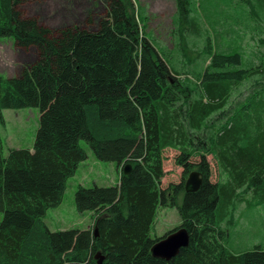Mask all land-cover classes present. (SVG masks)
Returning a JSON list of instances; mask_svg holds the SVG:
<instances>
[{"label":"trees","instance_id":"1","mask_svg":"<svg viewBox=\"0 0 264 264\" xmlns=\"http://www.w3.org/2000/svg\"><path fill=\"white\" fill-rule=\"evenodd\" d=\"M26 1L0 0V38L39 53L18 76L0 74V125L4 110L26 108L39 109L40 124L32 149L7 156L0 134V264H264V233L251 250L235 253L223 226L239 205L264 214V0H208L209 19L229 20V35L254 34L256 61L236 41L224 47L219 34L211 43L179 2L177 45L185 38L204 56V70L192 75L178 70L177 52L148 37L133 0H103L104 11L78 14L55 30L23 16ZM183 20L189 27L182 31ZM81 140L98 161L121 170L119 184L77 188L75 206L93 213V231L53 232L47 212L63 203L68 180L88 159ZM167 149L179 153L184 172L163 189ZM208 156L226 182H211ZM194 171L203 183L187 193ZM167 207L178 209V229L190 238L170 261L151 252L162 239L151 237L157 212Z\"/></svg>","mask_w":264,"mask_h":264},{"label":"rangeland","instance_id":"2","mask_svg":"<svg viewBox=\"0 0 264 264\" xmlns=\"http://www.w3.org/2000/svg\"><path fill=\"white\" fill-rule=\"evenodd\" d=\"M103 0H28L20 7L23 16L38 20L44 27L59 29L72 25L78 14L95 13L104 11ZM211 1V0H210ZM137 11H144L146 17V34L159 49L169 52H177L174 59L177 68L181 72L194 73L204 70V59L194 50L189 41L180 38L181 43L177 45L178 37L175 35L173 21L178 16L179 2L186 10L192 8V13L188 17H197L204 33V37H209L211 43L220 38V44L227 47L232 41H236L248 58L256 61L255 55L259 54L260 48L250 35L241 39L229 35V29L233 26L229 20L220 19L214 16L209 19L211 3L208 0H133ZM192 4V5H191ZM191 6V7H190ZM224 10L223 4H219V13ZM222 13V12H221ZM220 15V14H219ZM214 17V18H213ZM85 17H81L84 19ZM181 30L188 28L186 20L182 21ZM215 23V25H214ZM230 23V24H229ZM264 25V21H262ZM217 30L212 31L213 26ZM141 26L143 24L141 23ZM178 30V33H182ZM218 32V33H217ZM188 36V35H187ZM189 40V39H188ZM198 49L201 46L197 47ZM39 53L33 48L20 49L14 41L7 38H0V74L5 78L18 76L27 66L38 61ZM187 75L182 76L184 79ZM189 77V76H188ZM248 84L241 86L240 90L232 97V103L239 99L240 93H246ZM3 118L5 123L0 125V134L4 141V155H8L9 149H32L36 133L40 124V111L38 108H26L4 110ZM81 146L87 151L88 159L81 163L76 175L68 180L67 189L63 203L55 209L47 212L45 223L47 227L55 231L70 229L93 231L95 219L93 213L80 212L75 206V193L79 186L91 188L94 185L100 187L118 185L121 170L110 162L98 161L92 153L86 141L81 140ZM178 152L167 149L164 152L165 177L161 182L163 189L172 184H179L182 181L184 169L176 162ZM199 161L198 160H195ZM211 164V182L223 183L228 179V174L224 173L212 156H208ZM3 214L0 213V222ZM264 214L260 210H249L245 205H239L233 216L232 224L223 225L228 231L226 246L232 252H245L253 248L262 240ZM181 226V218L176 208H160L157 212L155 223L151 231L153 239L166 236L169 232Z\"/></svg>","mask_w":264,"mask_h":264},{"label":"water","instance_id":"3","mask_svg":"<svg viewBox=\"0 0 264 264\" xmlns=\"http://www.w3.org/2000/svg\"><path fill=\"white\" fill-rule=\"evenodd\" d=\"M131 172V166L123 169V174L128 175ZM203 179L197 171L192 172L185 184L187 193L197 192L202 186ZM98 235L97 230L94 233ZM190 242L189 234L184 228H180L158 241L152 248L151 252L155 258L170 261L177 257L180 250L188 247Z\"/></svg>","mask_w":264,"mask_h":264},{"label":"crops","instance_id":"4","mask_svg":"<svg viewBox=\"0 0 264 264\" xmlns=\"http://www.w3.org/2000/svg\"><path fill=\"white\" fill-rule=\"evenodd\" d=\"M119 180H120V178H119ZM118 184H119V182H118Z\"/></svg>","mask_w":264,"mask_h":264}]
</instances>
